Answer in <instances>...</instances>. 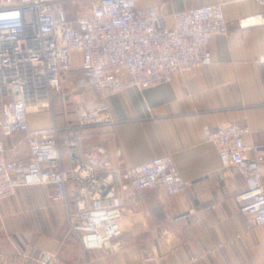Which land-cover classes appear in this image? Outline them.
Here are the masks:
<instances>
[{
    "label": "built area",
    "instance_id": "built-area-1",
    "mask_svg": "<svg viewBox=\"0 0 264 264\" xmlns=\"http://www.w3.org/2000/svg\"><path fill=\"white\" fill-rule=\"evenodd\" d=\"M238 22L264 24V13ZM230 26L221 1L166 13L138 0H0V202L23 185L49 186L52 200L65 204L66 225L82 248L120 250L128 190L163 186L178 194L191 182L172 153L122 167L106 145L87 147L77 132L115 123L109 96L128 87L143 91L211 64L210 38ZM66 88L77 95L74 120L33 125L32 113L49 109L54 94ZM252 132L234 123L205 127L223 167L234 164L244 175L246 188L236 200L247 228L264 224V141L248 142ZM0 264L68 263L54 250L23 241L0 250Z\"/></svg>",
    "mask_w": 264,
    "mask_h": 264
},
{
    "label": "crops",
    "instance_id": "crops-1",
    "mask_svg": "<svg viewBox=\"0 0 264 264\" xmlns=\"http://www.w3.org/2000/svg\"><path fill=\"white\" fill-rule=\"evenodd\" d=\"M192 1L147 0L141 5L159 4L170 13L173 9H165L164 2L166 8L174 4L183 9ZM210 1L223 2L231 23L228 33L210 38L211 64L143 91L128 87L109 96L115 123L77 132L87 147L106 145L112 162L122 167L172 153L190 187L178 194L163 186L128 190L121 220L123 246L112 252L82 248L66 225L65 204L52 200L51 187L23 185L0 202V250L30 241L56 251L68 264H264V224L247 228V216L236 200L246 188L244 175L234 164L223 167L205 134L206 126L234 123L252 128L248 142L264 141V24L240 27L238 22L264 13V3L192 4ZM76 57L80 61L79 53ZM74 118V110L61 114L42 109L32 113L31 123L63 126ZM6 143L10 146L12 138ZM259 159L264 182V154Z\"/></svg>",
    "mask_w": 264,
    "mask_h": 264
},
{
    "label": "rangeland",
    "instance_id": "rangeland-1",
    "mask_svg": "<svg viewBox=\"0 0 264 264\" xmlns=\"http://www.w3.org/2000/svg\"><path fill=\"white\" fill-rule=\"evenodd\" d=\"M138 2L140 4H143V2H147V0H138ZM193 2L196 3V0H193L192 3ZM157 3H163V1L157 2ZM192 3H189L187 5L190 6V4H192ZM206 3H208V2H206ZM166 7L167 6L165 5V2H164V8L165 9H170L171 10V9L178 8L174 4L172 6H170V7H168V8H166ZM85 11H87L86 8H85ZM72 15H74V13H72ZM79 64H80V61L77 60V62H76L77 71H79V69H78L79 68ZM75 101H76V92L74 90H71L70 88H66L64 93H56V94H54L52 106L49 109H54L55 111L56 110L60 111L61 114H70L74 110V102ZM33 114H34V112H33Z\"/></svg>",
    "mask_w": 264,
    "mask_h": 264
}]
</instances>
